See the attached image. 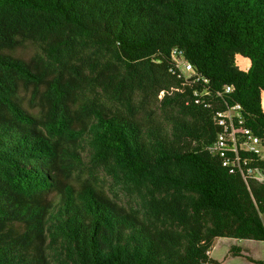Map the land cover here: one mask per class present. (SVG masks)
<instances>
[{
  "label": "trees",
  "instance_id": "trees-1",
  "mask_svg": "<svg viewBox=\"0 0 264 264\" xmlns=\"http://www.w3.org/2000/svg\"><path fill=\"white\" fill-rule=\"evenodd\" d=\"M226 103L264 139V0H0V264H222L217 237L264 242V182L208 149Z\"/></svg>",
  "mask_w": 264,
  "mask_h": 264
},
{
  "label": "built area",
  "instance_id": "built-area-1",
  "mask_svg": "<svg viewBox=\"0 0 264 264\" xmlns=\"http://www.w3.org/2000/svg\"><path fill=\"white\" fill-rule=\"evenodd\" d=\"M172 60L174 62L173 71L179 73V76H185L186 79L196 82L202 77L197 74L191 63L185 60L183 52L175 48L172 51ZM208 82L207 78H203ZM233 87L226 86L225 93H231ZM211 95V91L207 92ZM198 95V92H195ZM214 96H223V92H216ZM199 102V100H197ZM206 106L211 104L206 103ZM216 124L220 131L215 143L209 148L210 151L222 159V164L227 167L231 173H240L245 181L249 183L252 179L264 182V168L253 166V158H247L242 153L249 152L256 154L261 160H264V139L257 135L252 128L246 126L243 115V106L240 103L228 104L226 108L219 110L215 115Z\"/></svg>",
  "mask_w": 264,
  "mask_h": 264
},
{
  "label": "crops",
  "instance_id": "crops-1",
  "mask_svg": "<svg viewBox=\"0 0 264 264\" xmlns=\"http://www.w3.org/2000/svg\"><path fill=\"white\" fill-rule=\"evenodd\" d=\"M238 247L241 248L240 251H237ZM224 250L227 253L225 256H222ZM208 254L210 258L222 264H237L238 262H240L238 264H254L248 257L264 261V242L250 239L217 237ZM229 261L234 263H229Z\"/></svg>",
  "mask_w": 264,
  "mask_h": 264
},
{
  "label": "rangeland",
  "instance_id": "rangeland-1",
  "mask_svg": "<svg viewBox=\"0 0 264 264\" xmlns=\"http://www.w3.org/2000/svg\"><path fill=\"white\" fill-rule=\"evenodd\" d=\"M33 52H34L33 46L30 45V44H26L25 46L17 49L16 54L17 55H21V56H23L25 58H29V57H31V55L33 54ZM237 64H238V66L240 68L247 69V67L250 64V60L248 58H245V57H242V56H238L237 57ZM226 253H227V251L224 250L223 253H222V256H225ZM229 254H230V252H229ZM229 263H234V262L229 261ZM238 263H240V262H238Z\"/></svg>",
  "mask_w": 264,
  "mask_h": 264
},
{
  "label": "clouds",
  "instance_id": "clouds-1",
  "mask_svg": "<svg viewBox=\"0 0 264 264\" xmlns=\"http://www.w3.org/2000/svg\"><path fill=\"white\" fill-rule=\"evenodd\" d=\"M175 49V48H174ZM173 49V50H174ZM178 49V48H177ZM172 50V51H173ZM180 50V49H179ZM181 51V50H180ZM183 56H184V58H185V55H184V53H183ZM171 58H172V53H171ZM185 60H187L186 58H185ZM173 61V60H172ZM188 61V60H187ZM189 62V61H188ZM174 63V62H173ZM190 63V62H189ZM248 68V67H247ZM226 86H228V85H226ZM226 86L224 87V88H226ZM232 86V85H231ZM233 87V86H232ZM165 94V91H162L161 92V94H160V97H162L163 95ZM243 111H244V108H243ZM244 115V114H243ZM215 123H216V121H215ZM246 123V122H245ZM247 126V125H246ZM247 127H249V126H247ZM220 128V127H219ZM249 128H251V127H249ZM254 131V130H253ZM263 139V138H262ZM215 143V142H214ZM213 143V144H214ZM212 145H210L209 147H208V149L211 147ZM209 151H210V149H209ZM211 152V151H210ZM212 153V152H211ZM213 154V153H212ZM215 155V154H214ZM216 156H218V155H216ZM260 159V158H259ZM261 160V159H260ZM262 161H264V160H262ZM253 166H260V165H254V164H252ZM262 168V167H261ZM264 168V167H263ZM231 173V172H230ZM237 173V172H236ZM242 176V175H241ZM243 177V176H242ZM244 179V178H243ZM245 180V179H244ZM252 180H255V179H252ZM258 181V180H257ZM259 182H262V181H259ZM247 183V182H246ZM249 184V183H248Z\"/></svg>",
  "mask_w": 264,
  "mask_h": 264
}]
</instances>
